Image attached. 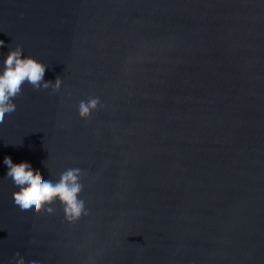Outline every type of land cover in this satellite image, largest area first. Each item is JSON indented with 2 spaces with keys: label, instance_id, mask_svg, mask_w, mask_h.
<instances>
[{
  "label": "water",
  "instance_id": "obj_1",
  "mask_svg": "<svg viewBox=\"0 0 264 264\" xmlns=\"http://www.w3.org/2000/svg\"><path fill=\"white\" fill-rule=\"evenodd\" d=\"M0 40L63 85L0 122V264H264V0H0ZM5 155L86 211L21 214Z\"/></svg>",
  "mask_w": 264,
  "mask_h": 264
},
{
  "label": "clouds",
  "instance_id": "obj_2",
  "mask_svg": "<svg viewBox=\"0 0 264 264\" xmlns=\"http://www.w3.org/2000/svg\"><path fill=\"white\" fill-rule=\"evenodd\" d=\"M5 42L0 40V45ZM47 72L42 64L32 55L24 54L22 46L9 48V51L0 62V122L6 114H11L17 108L16 96L26 86L37 95H51L59 97L63 85L56 82L55 86L46 83ZM99 103L98 97L81 100L79 113L82 117L88 116ZM3 163L7 166V178L14 191L13 204L16 210L23 215L38 212L44 208L51 213L54 209L51 204L58 200L64 206L65 216L69 221L75 220L86 211L85 202L79 197L82 190L80 181L82 170L79 167H69L60 173L58 179L42 178L40 173L34 172L27 164L18 165L13 162L10 155H5ZM44 167H47L44 162ZM20 261V257L14 258ZM30 264H39L31 261Z\"/></svg>",
  "mask_w": 264,
  "mask_h": 264
}]
</instances>
